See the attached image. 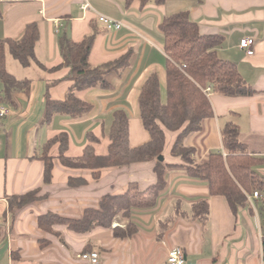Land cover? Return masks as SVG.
I'll return each instance as SVG.
<instances>
[{"label": "crops", "instance_id": "obj_1", "mask_svg": "<svg viewBox=\"0 0 264 264\" xmlns=\"http://www.w3.org/2000/svg\"><path fill=\"white\" fill-rule=\"evenodd\" d=\"M86 3L90 10L83 9ZM181 11L190 12L202 35L222 38L217 49L220 58L233 62L254 91L243 97L211 93L215 115L204 120L201 131L188 135L185 145L194 149L195 160L208 161L211 154L223 150L222 126L233 122L240 127L239 139L248 153L263 160L258 171L264 175V0H167L163 5L149 4L144 8L139 1L127 7L126 0H0V41L22 39L26 27L33 22L40 28L38 63L23 67L17 61L24 69L20 70L11 53L6 56L8 72L18 80H30L31 89L29 93L13 95L15 106L0 103L9 110L6 117H0V264H89L82 255L91 252L99 254V264H168L169 253L176 247L183 249L194 264H264V220L258 210L253 216L242 209L235 216L226 198L210 196L208 183L191 177L182 160L171 155L176 139L171 132L166 133L164 159L178 166L167 171L166 187L157 204L133 211L132 221L138 232L131 239L116 238L112 230L103 228L78 234L55 226L62 234L61 242L38 225L39 216L47 213L80 219L86 209H98L104 196L122 194L130 183H137L142 190L156 183L154 162L106 168L100 179L94 180L89 169L65 167L57 158L56 146L52 150L53 181L45 185L44 163L38 156L48 140L63 132L69 135L66 156L81 157L88 145L97 155H106L114 113L119 110L129 116L130 146L137 148L150 141L139 99L148 79L157 75L162 101L166 102L168 57L159 26L164 18ZM98 14L122 22L124 28L107 30L98 21ZM94 31L91 64L100 66L127 56L128 65L107 75L109 89L77 93L80 100L92 105L87 116H57L46 124V93L54 100H64L73 85L63 80L68 68L54 70L63 61L60 38L65 34L79 43ZM248 37L255 40L252 56L240 47L241 40ZM3 92L0 80V97ZM90 136L98 141L92 142ZM72 178H82L87 183L71 187ZM35 189L40 191L34 203L9 212L8 197ZM206 199L210 204L207 224L179 217L162 233L160 223L172 217L179 204L190 215L192 206ZM127 223L119 216L113 228H126ZM41 240L50 244L41 248ZM15 252L20 257L17 262L12 258Z\"/></svg>", "mask_w": 264, "mask_h": 264}, {"label": "trees", "instance_id": "obj_2", "mask_svg": "<svg viewBox=\"0 0 264 264\" xmlns=\"http://www.w3.org/2000/svg\"><path fill=\"white\" fill-rule=\"evenodd\" d=\"M134 1H139L144 8L149 4L163 5L167 0H126L129 7ZM164 35V51L168 57L167 99L162 101L161 83L157 75L151 76L144 85L140 99L141 119L144 128L149 133V142L137 148L130 146L129 116L119 110L114 113L110 131L108 153L97 155L94 147L88 145L81 157L66 156L69 149V135L60 133L48 140L41 148L38 156L44 163V184L53 181L54 159L52 150L58 146V160L68 168L89 169L93 171V179L99 180L102 170L112 167L129 166L140 162H154L157 175L155 184L142 190L137 183H130L127 190L119 195H106L101 199L98 209H86L80 219L62 217L55 213L39 216V228L46 233L56 235L63 242L62 234L55 226H64L78 234H86L97 228L112 230L113 235L120 239H131L138 227L132 221V213L136 209L153 208L160 193L166 187V173L177 167L165 162L167 132L175 133L176 139L171 148V155L180 158L191 177L205 181L209 185L210 196L226 198L235 216L240 210L247 209L251 215L255 211L249 204L248 196L258 192L261 197L255 200L259 215L264 220V175L258 171L263 160L248 153L246 146L240 141V127L227 122L221 128L223 150L210 155L208 161L199 162L194 159V149L185 145L188 135L202 130L203 122L214 117L209 95L219 93L228 97H243L253 94L252 88L246 83L237 66L220 58L218 47L222 38L218 35H202L198 24L192 20L189 11H181L164 18L160 23ZM96 38L95 31L76 43L67 35L60 38V53L62 63L55 71L68 68L69 73L63 78L73 83L64 100H54L51 95H45L46 124H50L57 116L79 119L87 116L92 105L80 100L77 93L92 89H109L107 75L118 72L128 65V57L116 61L93 66L90 55ZM40 40V28L36 22L26 27L20 40L5 39L0 41V80L4 86V96L0 103L16 105L13 95L16 92L29 93L30 80H18L6 68L7 52L23 67L38 63L36 46ZM39 67L44 66L39 63ZM62 80V81H63ZM54 82L53 85L60 83ZM49 86L48 88H50ZM49 90V89H48ZM209 90V91H208ZM92 142L98 139L90 136ZM82 178L70 179L71 187L86 185ZM40 189L28 193L8 197L9 212L34 203ZM121 216L128 223L126 228H113V223ZM179 217L199 220L207 224L210 217L209 201L203 200L192 206L189 215L182 211L179 204L172 217L160 223L162 233ZM50 244L41 240L40 247ZM14 262L20 260L18 253H13Z\"/></svg>", "mask_w": 264, "mask_h": 264}, {"label": "built area", "instance_id": "obj_3", "mask_svg": "<svg viewBox=\"0 0 264 264\" xmlns=\"http://www.w3.org/2000/svg\"><path fill=\"white\" fill-rule=\"evenodd\" d=\"M90 5L86 3L83 6L84 10H90ZM98 21L105 26V28L109 31H118L124 28V24L119 22L115 19L107 17L102 14H98ZM254 45L255 40L254 38L248 37L241 40L240 47L242 50L246 52L247 55L252 56L254 55ZM209 91V90H208ZM9 114V110L6 107H0V117L4 118ZM261 195L258 192H255L253 195L248 196V200L255 208V200L259 199ZM82 258L89 262V264H99V254L96 252H91L87 254H83ZM168 264H194L190 263L187 259L186 254L184 253L183 249L176 247L172 249L168 256Z\"/></svg>", "mask_w": 264, "mask_h": 264}, {"label": "rangeland", "instance_id": "obj_4", "mask_svg": "<svg viewBox=\"0 0 264 264\" xmlns=\"http://www.w3.org/2000/svg\"><path fill=\"white\" fill-rule=\"evenodd\" d=\"M7 55H10V53L8 52L7 53ZM11 60H14V59H11ZM15 61V60H14ZM15 63H16V66H18V68L21 70V69H23L22 67H20L19 66V64H18V62L17 61H15ZM24 70V69H23ZM14 73H16L17 74V72H14ZM19 75V74H18ZM255 193V192H254ZM249 204L252 206V204L250 203V201H249ZM252 208L254 209V211H256L257 210V208H256V206H255V208L252 206ZM260 218V217H259ZM261 219V218H260ZM263 222V221H262Z\"/></svg>", "mask_w": 264, "mask_h": 264}]
</instances>
